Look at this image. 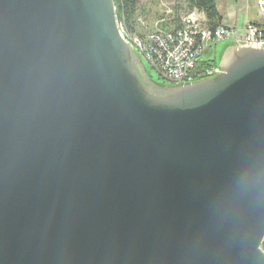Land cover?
I'll return each instance as SVG.
<instances>
[{
    "label": "water",
    "instance_id": "95a60500",
    "mask_svg": "<svg viewBox=\"0 0 264 264\" xmlns=\"http://www.w3.org/2000/svg\"><path fill=\"white\" fill-rule=\"evenodd\" d=\"M158 80L114 0H0V264H264V43Z\"/></svg>",
    "mask_w": 264,
    "mask_h": 264
},
{
    "label": "built area",
    "instance_id": "2783aa9c",
    "mask_svg": "<svg viewBox=\"0 0 264 264\" xmlns=\"http://www.w3.org/2000/svg\"><path fill=\"white\" fill-rule=\"evenodd\" d=\"M257 5L262 10V17L249 22L243 34L236 26L222 24L210 30L206 23L201 24L194 19V15H199L196 9L180 17L170 29L160 28L159 24L166 21L161 18L155 22L154 29L143 35L121 32L158 80L173 84L191 82L215 74L217 68L213 60H207L202 65L201 61L223 41L264 43V0H257ZM146 37H153V46H145Z\"/></svg>",
    "mask_w": 264,
    "mask_h": 264
},
{
    "label": "trees",
    "instance_id": "16d2710c",
    "mask_svg": "<svg viewBox=\"0 0 264 264\" xmlns=\"http://www.w3.org/2000/svg\"><path fill=\"white\" fill-rule=\"evenodd\" d=\"M181 1H183L186 4L189 11L196 9L198 11L203 12L205 16L206 26L210 30H214L217 26L221 24V16L216 8V3H215L216 0H181ZM114 2H115L116 14L119 23L120 22L124 23L125 27L129 32L143 35L147 30L143 31L140 29L141 25L139 24L140 22L138 21V19L141 15H143L146 5L142 3L141 0H114ZM172 20L175 21L174 22L175 24H177L180 18L175 17ZM167 21H163L162 23H160L159 24L160 28L170 29V27L174 26V23H172L171 26V23H168ZM208 53L209 54H207L205 58H203V60L201 61V65L205 63L207 60L212 59L210 51ZM262 247L264 249V241Z\"/></svg>",
    "mask_w": 264,
    "mask_h": 264
},
{
    "label": "rangeland",
    "instance_id": "374dc122",
    "mask_svg": "<svg viewBox=\"0 0 264 264\" xmlns=\"http://www.w3.org/2000/svg\"><path fill=\"white\" fill-rule=\"evenodd\" d=\"M141 1L146 5L143 15H141L138 19V21L140 22L139 24L141 25L140 29L143 31L146 30L148 31L151 30V28H154L155 22L159 18H164L166 21L168 20L167 22L171 23L172 26V23L175 22L172 20L173 18L185 17L186 14L189 13L188 7L181 0H141ZM194 19L201 24H205L206 22L204 17L201 15H194ZM122 24L124 23L120 22V26L124 28L123 31H128L127 28ZM224 42L227 41H223L222 43Z\"/></svg>",
    "mask_w": 264,
    "mask_h": 264
},
{
    "label": "crops",
    "instance_id": "0c3cea01",
    "mask_svg": "<svg viewBox=\"0 0 264 264\" xmlns=\"http://www.w3.org/2000/svg\"><path fill=\"white\" fill-rule=\"evenodd\" d=\"M215 3L221 16V24L236 26L240 34L244 33L249 22L258 21L262 17L257 0H216ZM198 12L205 19L203 12Z\"/></svg>",
    "mask_w": 264,
    "mask_h": 264
},
{
    "label": "bare ground",
    "instance_id": "6f19581e",
    "mask_svg": "<svg viewBox=\"0 0 264 264\" xmlns=\"http://www.w3.org/2000/svg\"><path fill=\"white\" fill-rule=\"evenodd\" d=\"M122 25H124V24H122ZM120 29H121V31H123L124 28H122L120 26ZM145 46H153V37H146L145 38Z\"/></svg>",
    "mask_w": 264,
    "mask_h": 264
}]
</instances>
